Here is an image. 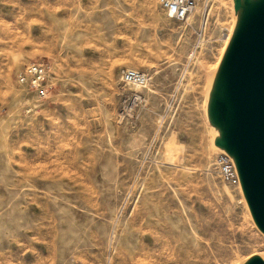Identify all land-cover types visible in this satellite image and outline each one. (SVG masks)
Returning <instances> with one entry per match:
<instances>
[{
    "label": "rangeland",
    "instance_id": "rangeland-1",
    "mask_svg": "<svg viewBox=\"0 0 264 264\" xmlns=\"http://www.w3.org/2000/svg\"><path fill=\"white\" fill-rule=\"evenodd\" d=\"M242 1L196 0L177 20L160 0H0V264L264 258L242 184L215 166L228 151L212 98ZM36 60L46 99L18 80Z\"/></svg>",
    "mask_w": 264,
    "mask_h": 264
},
{
    "label": "water",
    "instance_id": "water-1",
    "mask_svg": "<svg viewBox=\"0 0 264 264\" xmlns=\"http://www.w3.org/2000/svg\"><path fill=\"white\" fill-rule=\"evenodd\" d=\"M243 2L249 6L253 0L242 1L240 6ZM248 6L246 25L227 61V95L218 88L212 104L222 131L220 143L238 153L240 184L242 179L255 222L264 232V4ZM248 264L264 261L255 258Z\"/></svg>",
    "mask_w": 264,
    "mask_h": 264
},
{
    "label": "built area",
    "instance_id": "built-area-1",
    "mask_svg": "<svg viewBox=\"0 0 264 264\" xmlns=\"http://www.w3.org/2000/svg\"><path fill=\"white\" fill-rule=\"evenodd\" d=\"M167 15L177 20H186L194 12L196 0H160ZM51 67L45 60H36L26 64L18 74L21 84L28 85L35 94L42 99L51 95L50 82ZM151 75L142 70L126 68L121 72V80L126 85L137 89L147 88L151 82ZM215 166L222 180L230 185H240V178L232 158L226 153H219L215 159Z\"/></svg>",
    "mask_w": 264,
    "mask_h": 264
},
{
    "label": "bare ground",
    "instance_id": "bare-ground-1",
    "mask_svg": "<svg viewBox=\"0 0 264 264\" xmlns=\"http://www.w3.org/2000/svg\"><path fill=\"white\" fill-rule=\"evenodd\" d=\"M234 2H235V1H234ZM261 2H262V4H264V0H261ZM238 14H239V13H238ZM240 15H241V14H240ZM238 19H239V26H238V29H239V27H241V28H240V31H239V30L237 31L238 36H239V34L241 33L242 29H243L244 26L246 25V21H247V20H245V18L243 17V14H242V16H239ZM238 36H237V38H238ZM236 40H237V39H236ZM235 42H236V41H235ZM234 44H235V43H234ZM234 44H233V46H234ZM232 48H233V47H232ZM226 66H227V64H226ZM221 72H222V75L218 76L217 80L220 82V84H221L225 89H227V88H226V82H227V80H226V67L224 68V70L222 69ZM219 74H220V73H219ZM221 85H220V86H221ZM226 95H227V94H226ZM228 152H229L228 154H230V155L232 156L233 159L235 158V160H233V161H234V163H235L237 169L240 170L239 159H238V153L236 152V149H235L234 147H232V149H231V150L229 149ZM241 184H242V187H243V189H244V192L246 193V190H245L244 183H243L242 179H241ZM258 259H261L262 261H264V258H258Z\"/></svg>",
    "mask_w": 264,
    "mask_h": 264
},
{
    "label": "crops",
    "instance_id": "crops-1",
    "mask_svg": "<svg viewBox=\"0 0 264 264\" xmlns=\"http://www.w3.org/2000/svg\"><path fill=\"white\" fill-rule=\"evenodd\" d=\"M76 83L79 85V84H81V82L80 81H76ZM68 94H67V96L69 95V94H71V93H73V94H75V96L77 97V99H78V101H80V102H82V105H84V101H83V98L85 97L84 96V91H83V89H76V91L74 92V91H71L70 93L69 92H67ZM64 95H66V94H64ZM70 97H72V96H70ZM79 98H82V100H79ZM64 101V103L66 102V100H68V99H63ZM81 108L83 109V106H81Z\"/></svg>",
    "mask_w": 264,
    "mask_h": 264
}]
</instances>
